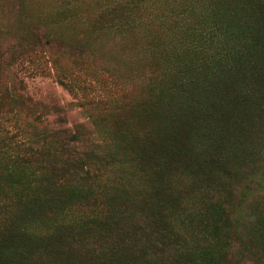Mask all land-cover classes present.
<instances>
[{
	"label": "trees",
	"instance_id": "obj_1",
	"mask_svg": "<svg viewBox=\"0 0 264 264\" xmlns=\"http://www.w3.org/2000/svg\"><path fill=\"white\" fill-rule=\"evenodd\" d=\"M143 19L195 46L144 47L155 62L144 100L99 99L70 127L11 111L0 264H264V0H120L88 26ZM23 40L18 58L61 42Z\"/></svg>",
	"mask_w": 264,
	"mask_h": 264
},
{
	"label": "rangeland",
	"instance_id": "obj_2",
	"mask_svg": "<svg viewBox=\"0 0 264 264\" xmlns=\"http://www.w3.org/2000/svg\"><path fill=\"white\" fill-rule=\"evenodd\" d=\"M63 1L0 0V135L12 127L11 111L26 122L47 115L43 120L51 127L64 118L70 127L89 112H99L101 104H90L99 99L115 101L122 108L144 100L155 65L145 52L148 43H166L170 51L191 55L190 47L195 52V46L163 35L162 28L145 19L130 31L105 27L92 32L89 20L120 0H79L70 12L62 8ZM42 31L56 33L61 42L50 50L29 47L18 58L13 46L28 47L23 39L30 42ZM4 87L12 95L3 93ZM261 201L258 208L264 217Z\"/></svg>",
	"mask_w": 264,
	"mask_h": 264
}]
</instances>
